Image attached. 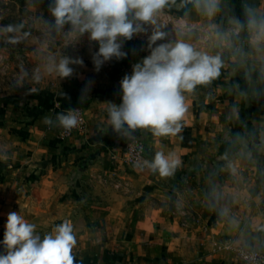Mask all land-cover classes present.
Here are the masks:
<instances>
[{"label": "crops", "instance_id": "obj_1", "mask_svg": "<svg viewBox=\"0 0 264 264\" xmlns=\"http://www.w3.org/2000/svg\"><path fill=\"white\" fill-rule=\"evenodd\" d=\"M52 3L0 0V33L24 66L12 93H0V241L15 211L41 239L70 222L74 264H243L233 247L264 251V0H214L212 15L204 0L199 7L168 0L155 24L124 42L126 58L99 71L92 60L98 43L70 23L56 25ZM166 27L170 36L156 45L183 41L219 57V75L185 93L188 110L176 136L117 134L106 102L121 103L119 82L150 54L152 32ZM66 56L84 65L61 79L55 65ZM27 91L84 95L83 127L60 135L63 128L45 117L55 122L67 109L59 101L43 107ZM134 136L149 160L175 151L180 167L160 177L128 166L122 149Z\"/></svg>", "mask_w": 264, "mask_h": 264}, {"label": "clouds", "instance_id": "obj_2", "mask_svg": "<svg viewBox=\"0 0 264 264\" xmlns=\"http://www.w3.org/2000/svg\"><path fill=\"white\" fill-rule=\"evenodd\" d=\"M200 2L196 0L198 7ZM167 3L168 0H53L50 10L56 25L70 23L80 34H87L90 41L98 43L92 60L99 71L113 58H126L127 53L122 51L124 42L146 32L145 24H155V15ZM204 6L209 15L216 10L214 0H204ZM6 31L14 29L8 26ZM164 38V32H152L148 37L150 54L135 63L131 74L119 82L121 103L106 102L113 132L130 136L138 129H149L156 137L176 136L182 132L181 121L188 110L185 93H193L198 85L208 84L219 75V57L195 51L183 41L156 45ZM72 65L83 66L84 61L80 57H63L55 65L56 75L61 79L71 77ZM83 99L84 95L80 101ZM44 122L58 123L70 131L77 127L80 118L77 109L69 108L66 113H58L55 122L51 117H45ZM181 163L175 151H157L152 160H144L139 166L160 177H169ZM35 229L36 225L18 212H9L0 241L5 249L0 253V264H74L76 237L70 222L56 225L43 239Z\"/></svg>", "mask_w": 264, "mask_h": 264}, {"label": "built area", "instance_id": "obj_3", "mask_svg": "<svg viewBox=\"0 0 264 264\" xmlns=\"http://www.w3.org/2000/svg\"><path fill=\"white\" fill-rule=\"evenodd\" d=\"M75 109H77L79 113V124L70 131H66L63 128L60 135L67 136L75 131H80L83 127L82 114L78 108ZM122 159L127 165L134 168H142L139 165H141L144 160H149L144 143L138 136L132 137L124 144L122 149ZM232 251L243 264H264V251L261 249L235 246L232 248Z\"/></svg>", "mask_w": 264, "mask_h": 264}, {"label": "rangeland", "instance_id": "obj_4", "mask_svg": "<svg viewBox=\"0 0 264 264\" xmlns=\"http://www.w3.org/2000/svg\"><path fill=\"white\" fill-rule=\"evenodd\" d=\"M160 31L165 33V40L170 36L167 27ZM22 59L20 51L11 48L8 38L0 33V93H12L10 88L17 82V68H24Z\"/></svg>", "mask_w": 264, "mask_h": 264}, {"label": "trees", "instance_id": "obj_5", "mask_svg": "<svg viewBox=\"0 0 264 264\" xmlns=\"http://www.w3.org/2000/svg\"><path fill=\"white\" fill-rule=\"evenodd\" d=\"M27 97L30 99H37L38 104L41 102L44 103L43 107L52 108L54 106L55 101H59L65 107V109L69 108H80L83 107L84 104L80 103V97H73V98H66L61 94H57L54 96L52 93H45V92H26ZM34 106V105H33Z\"/></svg>", "mask_w": 264, "mask_h": 264}]
</instances>
